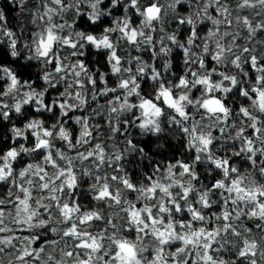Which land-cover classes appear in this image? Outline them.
I'll list each match as a JSON object with an SVG mask.
<instances>
[{
	"label": "clouds",
	"instance_id": "1",
	"mask_svg": "<svg viewBox=\"0 0 264 264\" xmlns=\"http://www.w3.org/2000/svg\"><path fill=\"white\" fill-rule=\"evenodd\" d=\"M0 264H264V0H0Z\"/></svg>",
	"mask_w": 264,
	"mask_h": 264
}]
</instances>
